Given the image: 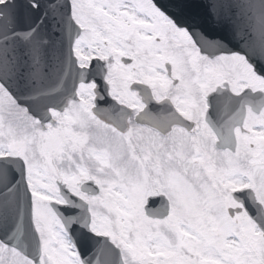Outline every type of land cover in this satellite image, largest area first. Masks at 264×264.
Instances as JSON below:
<instances>
[{"label":"snow or ice","instance_id":"6c2138e0","mask_svg":"<svg viewBox=\"0 0 264 264\" xmlns=\"http://www.w3.org/2000/svg\"><path fill=\"white\" fill-rule=\"evenodd\" d=\"M0 264H264V0H0Z\"/></svg>","mask_w":264,"mask_h":264},{"label":"water","instance_id":"95a60500","mask_svg":"<svg viewBox=\"0 0 264 264\" xmlns=\"http://www.w3.org/2000/svg\"><path fill=\"white\" fill-rule=\"evenodd\" d=\"M27 22H29V19L25 14V9L23 7H21V9H20V23L23 25Z\"/></svg>","mask_w":264,"mask_h":264}]
</instances>
